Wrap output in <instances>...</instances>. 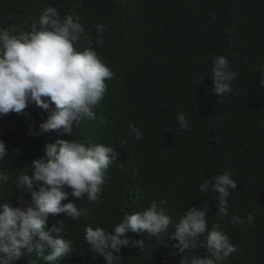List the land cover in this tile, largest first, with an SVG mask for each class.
Masks as SVG:
<instances>
[{"label":"trees","instance_id":"1","mask_svg":"<svg viewBox=\"0 0 264 264\" xmlns=\"http://www.w3.org/2000/svg\"><path fill=\"white\" fill-rule=\"evenodd\" d=\"M49 5L61 15H73L93 37V23L107 25L104 47L95 50L115 75L107 82L104 100L93 109L97 120L74 128L72 138L113 145L124 165L123 170L115 165L108 169L112 178L99 202L88 204L71 195L61 201L84 210L79 220L64 213L49 215V227L66 222L65 232L52 235L73 242L72 251L57 264H105L84 241L85 225L111 230L125 213L141 211L153 199L167 200L164 208L174 222L188 207L215 200L208 228L219 225L237 249L224 264H264V88L259 83L264 70V0H0V24L30 30ZM87 47L83 40L77 45L79 50ZM214 55L226 56L239 73L234 81L238 94L221 99L208 76L195 85L196 77L210 72ZM177 112L193 122L190 131L178 130ZM49 114L33 102L22 113L0 116V139L9 153L0 162V170L9 176L8 183L0 185V201L26 206L23 202H30L31 196L18 189L15 180L45 155L46 144L69 139L62 130L41 132ZM101 116L107 123H99ZM129 122L144 132L143 140L128 135ZM123 139L127 147H120ZM224 173L238 184L226 198L229 216L218 210L219 191L198 190L205 178ZM232 214L245 222L233 227ZM248 214L252 223L246 220ZM169 231L175 229L170 225ZM128 235L143 239L145 246L122 248V264H178L189 251L169 255L175 241L168 237ZM196 254L207 255L203 248ZM17 264L45 262L33 251Z\"/></svg>","mask_w":264,"mask_h":264},{"label":"clouds","instance_id":"2","mask_svg":"<svg viewBox=\"0 0 264 264\" xmlns=\"http://www.w3.org/2000/svg\"><path fill=\"white\" fill-rule=\"evenodd\" d=\"M212 18H216V13ZM93 27L95 37L90 34L91 29L86 31L73 15H61L60 10L52 5L41 12L30 30H20L14 24H0V116L10 112L22 113L34 102L50 113L40 125L41 132L62 130L69 137L46 144L45 155L33 160L30 172L22 171L15 180L17 188L31 196L30 202H23L26 206L0 201V264H17L33 251L43 258L45 264H57L72 251L73 242L52 235L65 232L66 222L59 220L49 227V215L64 213L73 220H79L84 210L72 202L62 204L61 201L71 195L86 200L88 204L99 202L103 186L112 178L108 169L113 165L121 170L124 168L113 145L86 143L72 138L74 128L97 120L93 109L104 100L107 82L115 75L95 50L104 47L107 25L93 23ZM81 40L89 47L79 50L77 45ZM205 76L213 79L214 91L221 99L229 94H238L234 81L239 73L230 67L226 56L212 57L210 72L195 78L197 87ZM259 83L264 88V70L260 71ZM175 120L178 130H191L193 122L183 112H177ZM99 123L107 121L101 116ZM169 130L171 128L166 131ZM128 135L137 141L144 139V132L134 122L128 124ZM119 145L127 147L128 140H120ZM8 154L5 142L0 139V162ZM8 181L9 176L0 170V185H6ZM237 188L233 176L224 173L205 178L198 190L204 194L210 190L219 191L218 210L229 216L226 198ZM211 203L215 200L206 201L200 207H188L174 222L164 208L167 200L153 199L147 208L125 213L111 230L99 225H85L84 241L93 254L105 258V264H122V248L145 246L143 239L131 238L130 232L147 233L157 240L168 237L175 241L171 244L175 251L169 255L189 250L178 264H224L237 249L219 225L208 228ZM253 219L252 214L246 217L249 223ZM244 222L235 214L229 220L233 227ZM170 225L175 231H169ZM198 248H203L207 255H197Z\"/></svg>","mask_w":264,"mask_h":264}]
</instances>
